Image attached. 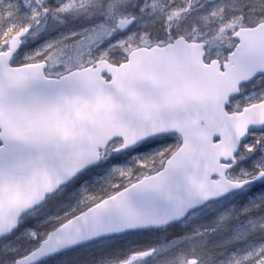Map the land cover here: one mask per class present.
<instances>
[{"label": "snow or ice", "instance_id": "snow-or-ice-1", "mask_svg": "<svg viewBox=\"0 0 264 264\" xmlns=\"http://www.w3.org/2000/svg\"><path fill=\"white\" fill-rule=\"evenodd\" d=\"M0 264H264V0H0Z\"/></svg>", "mask_w": 264, "mask_h": 264}]
</instances>
